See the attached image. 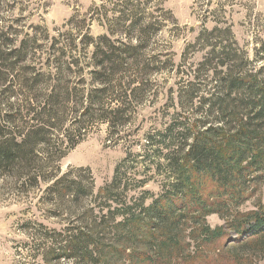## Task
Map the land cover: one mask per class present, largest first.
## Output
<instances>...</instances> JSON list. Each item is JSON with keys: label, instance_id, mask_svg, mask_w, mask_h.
<instances>
[{"label": "trees", "instance_id": "16d2710c", "mask_svg": "<svg viewBox=\"0 0 264 264\" xmlns=\"http://www.w3.org/2000/svg\"><path fill=\"white\" fill-rule=\"evenodd\" d=\"M25 5L0 0V195L51 204L67 221L61 230L38 224L28 231L39 242L33 257L44 255V264H195L226 228L264 250V203L232 209L264 182V39L254 37L249 58L220 7L211 10L213 27L196 39L211 45L213 91L201 99L207 118L158 133L169 182L145 206L146 192L128 197L115 178L95 192L88 168L61 173L60 162L102 128L107 142H130L139 110L157 101L175 72L176 19L163 0H94L85 15L49 30L30 21L34 11L26 14ZM93 22L103 30L95 37ZM187 95L189 102L193 91ZM153 137L146 134V142ZM213 213L225 225L209 228L205 217ZM192 219L200 223L189 252L183 241ZM229 258L244 261L218 253L211 264Z\"/></svg>", "mask_w": 264, "mask_h": 264}, {"label": "rangeland", "instance_id": "374dc122", "mask_svg": "<svg viewBox=\"0 0 264 264\" xmlns=\"http://www.w3.org/2000/svg\"><path fill=\"white\" fill-rule=\"evenodd\" d=\"M94 0H22L34 13L30 21L46 26L49 30L62 25L72 16L85 15ZM25 5V6H26ZM163 6L171 11L181 28L178 38L171 44L174 74L166 76L162 93L153 105L139 110L134 132L130 142L114 144L105 140L104 128L90 135L79 143L60 162L61 173L68 168H88L93 180L95 192L105 187L115 178L118 187L128 197L146 192L145 206L164 192L169 180L165 149L159 143L163 132L172 126L174 132L179 130V122H190L207 118L209 103H201L203 97L211 96V45L196 42L203 29L211 30L214 17L211 10L220 7V18H228L232 32L241 49L246 48L252 58L253 39L259 36L264 39V0H163ZM36 9V11H35ZM102 28L93 22L90 26L92 36H98ZM210 60V63L208 61ZM162 79H160V82ZM169 87L173 88L172 102L169 100ZM193 91V97L187 100V93ZM180 101L182 104L179 103ZM187 103H186V102ZM208 121L211 122V117ZM154 135L146 142L145 135ZM132 140V142H131ZM83 175V182H88V175ZM73 178V177H71ZM77 178V177H76ZM208 182L206 186H210ZM257 191L245 200L238 208L244 213L256 208L259 202L264 203V182L257 184ZM88 200L75 210V216L89 207ZM97 210V208H96ZM226 217L217 213L205 217V224L213 229L223 226ZM64 216L57 217L54 207L48 203L31 204L28 200L4 193L0 195V264H44V255L33 257V245L28 231L37 229L42 224L48 229L61 230L66 225ZM200 220L185 222L184 243H190L187 251L195 250V244L189 235L194 225ZM226 237L200 250L195 264H211L218 253L234 257L239 255L244 261L241 264H264V250H259L251 243H246L233 230L225 229ZM204 258V259H203ZM231 260L229 264H236ZM64 264V263H59Z\"/></svg>", "mask_w": 264, "mask_h": 264}]
</instances>
